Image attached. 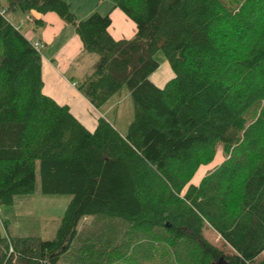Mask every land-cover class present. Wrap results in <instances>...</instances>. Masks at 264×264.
<instances>
[{"label": "trees", "instance_id": "trees-1", "mask_svg": "<svg viewBox=\"0 0 264 264\" xmlns=\"http://www.w3.org/2000/svg\"><path fill=\"white\" fill-rule=\"evenodd\" d=\"M112 1L132 38L110 36L109 14L78 21L64 0H0V205L32 193L37 173L44 194L71 196L52 240L0 231V264H264V0ZM7 11L73 30L97 58L78 85L93 108L129 91L125 136L102 113L87 129L43 93L40 51ZM158 53L172 73L162 88ZM218 147L224 161L190 184ZM86 217L107 243L77 247Z\"/></svg>", "mask_w": 264, "mask_h": 264}, {"label": "rangeland", "instance_id": "rangeland-1", "mask_svg": "<svg viewBox=\"0 0 264 264\" xmlns=\"http://www.w3.org/2000/svg\"><path fill=\"white\" fill-rule=\"evenodd\" d=\"M64 1L70 5V10L75 17L78 18V21L87 19L93 13H98L100 15L109 14V10L113 5L112 0ZM12 15L13 13L11 11H7L6 16L14 23V17ZM129 21L133 23L130 19ZM157 55L156 57L160 63V67L153 76L160 73V75L165 78L169 74L165 76L163 67L165 65L169 69V66L161 54L158 53ZM85 80L87 79H84L81 83ZM100 113H102L110 122L115 124V128L119 134L125 136L128 126L133 120L134 114L133 102L128 89L123 87L116 96H113L110 99L107 105L102 107ZM223 161L224 155L222 149L218 147L213 162L207 166H201L198 168L190 184L197 185L199 181L210 172V170L220 165ZM184 191L185 190H183V192ZM70 199V195L44 194L41 190L40 180L37 173L36 185L32 193L13 197V202L10 206L0 205L1 234L3 236L7 234L12 238L33 237L41 240H52L56 235ZM4 224H6L7 227H5ZM77 230L80 235V241L78 242L77 247H79L82 244V241L86 239L95 240L97 245L108 242V238L105 235L107 229L98 223L95 218H83L79 221ZM204 237L212 245L222 250L225 255L231 254L230 248L223 243L219 235L213 230L205 228ZM109 243H111V241H109ZM259 259L264 260V251Z\"/></svg>", "mask_w": 264, "mask_h": 264}, {"label": "crops", "instance_id": "crops-1", "mask_svg": "<svg viewBox=\"0 0 264 264\" xmlns=\"http://www.w3.org/2000/svg\"><path fill=\"white\" fill-rule=\"evenodd\" d=\"M12 13V24L29 41L41 45L43 93L57 104L68 106L87 129L93 130L97 118L103 114L79 92L78 85L93 73L97 58L84 51L80 38L57 15L35 11ZM109 17L108 32L114 40L130 39L135 35L136 26L117 8L111 6ZM163 70L165 76L169 74L165 78L160 73L151 76L152 82L160 88L172 77L167 66L164 65Z\"/></svg>", "mask_w": 264, "mask_h": 264}, {"label": "built area", "instance_id": "built-area-1", "mask_svg": "<svg viewBox=\"0 0 264 264\" xmlns=\"http://www.w3.org/2000/svg\"><path fill=\"white\" fill-rule=\"evenodd\" d=\"M34 47L37 48V50L39 51L41 45H39L38 43H34ZM12 250H10L9 252H11Z\"/></svg>", "mask_w": 264, "mask_h": 264}, {"label": "water", "instance_id": "water-1", "mask_svg": "<svg viewBox=\"0 0 264 264\" xmlns=\"http://www.w3.org/2000/svg\"><path fill=\"white\" fill-rule=\"evenodd\" d=\"M219 264H225L222 258L220 259Z\"/></svg>", "mask_w": 264, "mask_h": 264}]
</instances>
